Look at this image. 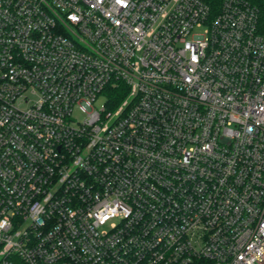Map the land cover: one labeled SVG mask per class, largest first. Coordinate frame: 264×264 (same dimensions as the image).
<instances>
[{
	"label": "built area",
	"instance_id": "built-area-1",
	"mask_svg": "<svg viewBox=\"0 0 264 264\" xmlns=\"http://www.w3.org/2000/svg\"><path fill=\"white\" fill-rule=\"evenodd\" d=\"M0 264H264L259 9L0 0Z\"/></svg>",
	"mask_w": 264,
	"mask_h": 264
},
{
	"label": "trees",
	"instance_id": "trees-1",
	"mask_svg": "<svg viewBox=\"0 0 264 264\" xmlns=\"http://www.w3.org/2000/svg\"><path fill=\"white\" fill-rule=\"evenodd\" d=\"M206 2L213 11L217 10L219 8V5L222 3L223 0H203ZM252 5L257 7L260 11V16L262 23L264 24V0H247ZM107 104L110 109H115L118 105L121 104V102L125 99L127 96V90L115 88L108 90L107 94Z\"/></svg>",
	"mask_w": 264,
	"mask_h": 264
},
{
	"label": "rangeland",
	"instance_id": "rangeland-1",
	"mask_svg": "<svg viewBox=\"0 0 264 264\" xmlns=\"http://www.w3.org/2000/svg\"><path fill=\"white\" fill-rule=\"evenodd\" d=\"M104 104H105V100H104V98L101 97V98L97 101L96 106H97L98 108H102V107L104 106ZM76 117H77L78 119H80V118H81V115L78 114Z\"/></svg>",
	"mask_w": 264,
	"mask_h": 264
}]
</instances>
